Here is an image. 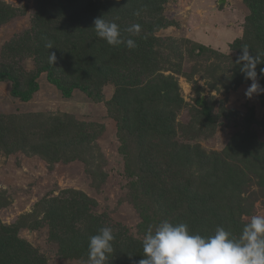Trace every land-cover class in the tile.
Instances as JSON below:
<instances>
[{
	"label": "rangeland",
	"instance_id": "374dc122",
	"mask_svg": "<svg viewBox=\"0 0 264 264\" xmlns=\"http://www.w3.org/2000/svg\"><path fill=\"white\" fill-rule=\"evenodd\" d=\"M55 4L56 0H0V72L14 71L19 75L24 89L31 76L38 74L40 87L31 101L23 102L12 96V82H1L0 120L9 129L12 126L29 125L34 130L38 127L47 130L49 123H61L62 115L69 116L67 121L72 119L78 123L93 122L98 125L90 131L88 147L74 151L56 147L49 149L45 156L35 154L29 140L25 147L20 148L15 142L18 137L11 135L7 140L4 138L3 141L9 146L15 143L9 149V146L3 148L0 145V222L4 226L15 225L18 228L19 238L34 250L33 264H86L69 255L65 256L66 249L72 250L71 255L81 253L87 258L88 246L83 233L91 231L93 236L102 227H111L115 236L114 251L108 264H132L134 253L130 247L135 245L129 239L142 241L144 238L140 233L141 218L137 200L146 204L160 220L167 219L175 224L197 218L186 215L188 205L183 199L184 194L177 190L187 189V183L195 181L204 173L199 169L201 164H196L194 160L190 165L182 166L186 156L181 152L189 149L194 156L196 150L200 149L209 157L213 154L225 157L233 138L243 131L247 121L251 124L246 128V135L257 136V146L264 149V92L248 98L245 91L251 83L227 92L212 90L202 75L204 65L187 54V44L184 46L178 42L190 40L195 45H203L209 48V54L216 50L236 55L231 50V44L243 35L249 9L244 0H169L164 5L163 18L167 26L155 34L160 44V65L154 77L144 79L160 80L162 76L173 78L184 102L176 110V97L173 95V131L170 137L163 134L165 138L162 142L159 140L157 148L153 149L157 152L155 157L148 165L140 166V163L133 162V168L142 177L141 185L136 189L131 185L133 179L129 177L119 152L121 113L115 116L109 114L106 102H95L80 90L74 91L71 98H65L48 81L45 67L50 64V52L56 53L59 74H66L68 80L71 78L66 70L68 62L62 56L71 49L73 34L68 30L63 35L60 31L55 37L58 38L57 42L53 40L55 38L45 41L39 37L41 39L37 44L34 42L23 48L20 46L24 44L26 36L35 37L34 28L41 25L42 17L49 18L52 9L57 11L53 8ZM48 42H52L55 48L48 49ZM182 50L183 60L176 57ZM167 61L172 65L167 64ZM226 73L227 70L222 69L218 77ZM117 84L112 81L102 87L106 101L114 99ZM196 87L203 90L202 100H206L211 107L212 117H218V123L212 127L208 126L196 102ZM132 98L131 95L124 98V106L131 115L125 127L126 138L129 144L137 148L146 137V147L152 148L156 138L146 135L149 128L143 125V119L134 114L137 106L131 104ZM54 158H59V161L52 163ZM262 168L251 164L256 178L251 175L243 187L241 201L236 199L233 206L236 208L241 204L249 210V214H239L233 210L236 222L228 225L230 212L224 210L218 218L220 221L210 213L205 222L214 228L225 225L232 229L243 228L251 216L264 215ZM199 183L201 189L202 182ZM72 191L82 192L91 200L88 211L82 212L81 207L80 217L77 209L70 208L75 200L70 196ZM80 205H83L81 199L75 206L78 208ZM204 211L209 212V209L197 208L195 215L200 216ZM89 233L86 234L88 238Z\"/></svg>",
	"mask_w": 264,
	"mask_h": 264
},
{
	"label": "trees",
	"instance_id": "16d2710c",
	"mask_svg": "<svg viewBox=\"0 0 264 264\" xmlns=\"http://www.w3.org/2000/svg\"><path fill=\"white\" fill-rule=\"evenodd\" d=\"M168 1L56 0L53 8H56L58 12L52 9L53 13H49V18L42 17L41 25H37L34 28L35 37L26 36L25 40L23 39L24 44H20L23 48L34 42L35 44L39 43L41 38L49 41L50 38L57 37L60 31H62L61 34L63 35L64 31L68 30L73 34L74 41L70 44L72 47L68 53L64 52L62 56L68 62L66 70L71 78L68 80L66 74H59V64L55 63L48 64L45 67L48 72V81L55 85L65 98H71L74 91L80 90L95 102H106L109 114L115 116L117 113H121L119 114L121 117L119 130L121 145L119 152L123 156L129 177L133 179L131 185L136 189L141 185L140 180H142V177L133 168V162L140 163V166L143 164L148 165L149 161L155 157L157 152L155 153L153 149L157 148V143L162 142L165 138L163 134H168L170 137L173 131L171 130V124L175 121V116L171 113V107L174 104L173 95L176 97V110L184 102L179 96V87L174 83L173 78L162 76L160 80L144 79L145 77H154L153 74L158 71L160 65V56L158 54L160 44L157 42L158 38L155 37V34L167 26L163 18V7ZM244 3L249 9V15L244 24L243 35L231 44V50L236 52V55L223 54L216 50H212V54H209L210 50L208 47L195 45L190 40L178 41L181 45L185 46L187 44V54L204 65L205 71L202 75L212 90H224L227 92L231 89H237L243 84L251 83L250 80H245L244 75L240 72V66L236 63L242 53L241 47L247 46L250 54L254 57L257 53L264 56V0H244ZM136 10H141L139 17L133 14ZM102 16H105L106 20H114L120 26L125 37H128L129 34L124 32V29L132 24L141 25L140 35L132 37L135 39L137 47L131 50L125 45L113 47L99 39L93 27L94 20ZM53 40L57 42L58 38ZM171 42L173 43L174 40H171ZM183 53L184 51L182 50L176 57L183 60ZM167 64L172 65L169 61H167ZM223 64L224 66H222ZM261 68H264V63L257 65L258 82L264 88V76L260 75ZM222 69L223 71L227 70V73L218 77ZM173 70L176 71L175 69ZM182 74L185 77L188 76L185 73ZM38 78V74L31 76L27 88L24 89L19 75L14 71L0 72V83L12 82V96L20 98L23 102L31 101L34 94L39 90ZM112 81H116L118 87L114 99L106 101L102 87ZM157 81L161 82L157 83ZM195 90L197 92L196 102L202 109V115L208 126L216 125L218 117H212L211 107L206 100H202L203 90L199 87H196ZM128 95L133 96V103L131 104L137 106L135 111L138 114L136 112L134 114L143 119V125L149 128L146 135L151 136L153 139L156 138L153 141L155 144L153 143L152 148L148 149L146 147V137L140 141L141 143L137 148L129 144L126 138L125 127L129 124L131 118L128 109L124 106L126 104L124 98ZM62 116L63 120L61 123L58 125L57 123H49L47 130L43 127H38V129L34 130L33 126L30 128L29 125L12 126L9 129L5 128L0 120V145L3 148L8 147L9 145L3 139L6 138L7 140L8 136L14 135V137H18L15 142H18L16 144L20 148L25 147L27 140H29L32 143L30 146L31 150L35 151V154L42 156H45L49 149L56 147L65 151L80 150L83 147H88V143L91 140L90 131L98 124L93 122L89 124L78 123L72 119L67 121L66 119L69 116ZM146 121L149 123L144 124ZM248 122L243 131L238 132L233 138L225 157L216 154L209 157L200 149L196 150L194 156L189 149L181 152L186 156L183 158L185 162L182 166L190 165V162L194 160L196 164H201L199 169L204 173L200 178H196L195 181L191 180L187 183V189L181 190L179 188L177 190L184 194L183 199L186 200L185 202L188 205L186 215H194L199 219L189 218L186 222L189 230L194 234L198 233L204 236L214 234L217 227L214 228L211 224L205 222V220L209 219L208 215L210 213L213 214L215 219L219 220L221 213L224 210H228L230 212V216L227 219L228 225L236 222L233 219V210L238 211L239 214H249V210H246L241 204L236 208L233 207L236 199L241 201V195L244 191L243 187L251 179V175L256 178L253 174L255 171L251 170V164L259 166L260 169L264 167V149L261 146H257V136L246 135V132H248L246 128L251 124ZM70 127L72 128L69 129ZM26 132L27 135L25 137ZM15 142L10 144L11 148ZM58 161L59 158H54L51 162L55 163ZM199 181L202 182L201 189L198 186L200 184ZM172 189L174 190V188ZM191 194L194 196H191ZM70 196L73 199L75 198V200L69 206L77 209L79 217L81 216V207H83L82 212L88 211L87 207L91 200L85 197L84 193L72 191ZM80 199L83 205L77 208L75 204L79 203ZM58 202L59 204L61 203L60 200ZM137 203L141 218L140 233L144 237L147 229L150 226L155 228L161 220L156 213L151 212L146 204L139 200H137ZM243 203L244 200L242 201ZM197 208L209 209V212L204 211L205 213L202 215L196 216ZM182 223H184V220H182ZM92 225L90 229L93 228ZM228 225L221 227L230 231L233 236H238L243 229L239 227L232 229ZM88 232H90L89 235L91 237L92 232ZM88 232L83 233L85 235L83 239L86 241L87 246L89 238L86 234ZM129 240L135 245V247H130L134 253L132 264H139V261L143 259L142 241H135L134 238ZM64 242L67 241L64 240ZM71 252L72 250L67 248L65 256L69 255L70 258L79 259L83 263L87 262V258L83 257L81 253L72 254V256ZM34 254V250L27 245V242L19 238L18 228L15 225L9 227L2 225L0 222V264H27L29 262L33 264Z\"/></svg>",
	"mask_w": 264,
	"mask_h": 264
},
{
	"label": "clouds",
	"instance_id": "9594fccd",
	"mask_svg": "<svg viewBox=\"0 0 264 264\" xmlns=\"http://www.w3.org/2000/svg\"><path fill=\"white\" fill-rule=\"evenodd\" d=\"M139 17L141 10L133 13ZM105 16L94 20L96 36L110 46L125 45L128 49L137 47L135 39L141 32V25L132 24L124 29L129 35L122 34L120 26ZM118 19V18H117ZM48 49L55 48L52 42L46 44ZM236 63L245 80L251 84L245 95L264 92L258 82L257 65L264 63V56L259 53L254 57L249 48L243 46ZM57 56L50 52L48 62L55 64ZM264 76V68L260 69ZM114 232L111 227H102L96 235L89 238L86 264H108L113 253ZM143 259L139 264H264V215H253L245 223L238 236L218 226L214 234L204 236L194 234L186 223H172L164 219L155 228L149 227L142 240Z\"/></svg>",
	"mask_w": 264,
	"mask_h": 264
}]
</instances>
